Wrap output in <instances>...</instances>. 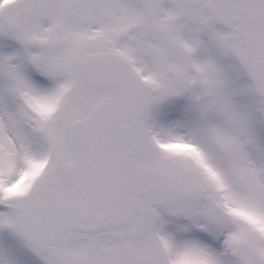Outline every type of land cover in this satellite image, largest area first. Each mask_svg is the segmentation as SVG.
<instances>
[{
    "label": "snow or ice",
    "instance_id": "obj_1",
    "mask_svg": "<svg viewBox=\"0 0 264 264\" xmlns=\"http://www.w3.org/2000/svg\"><path fill=\"white\" fill-rule=\"evenodd\" d=\"M0 264H264V0H0Z\"/></svg>",
    "mask_w": 264,
    "mask_h": 264
}]
</instances>
